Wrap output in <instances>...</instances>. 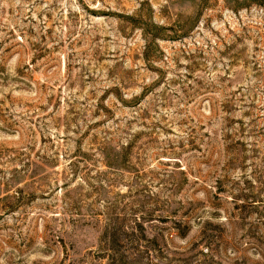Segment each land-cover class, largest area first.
Instances as JSON below:
<instances>
[{"label":"rangeland","instance_id":"rangeland-1","mask_svg":"<svg viewBox=\"0 0 264 264\" xmlns=\"http://www.w3.org/2000/svg\"><path fill=\"white\" fill-rule=\"evenodd\" d=\"M0 264H264V0H0Z\"/></svg>","mask_w":264,"mask_h":264}]
</instances>
